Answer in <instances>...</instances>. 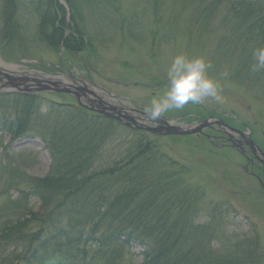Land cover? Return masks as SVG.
I'll return each instance as SVG.
<instances>
[{"label":"trees","instance_id":"trees-1","mask_svg":"<svg viewBox=\"0 0 264 264\" xmlns=\"http://www.w3.org/2000/svg\"><path fill=\"white\" fill-rule=\"evenodd\" d=\"M65 1L70 23L62 0H0V46L27 54L30 42L55 52L63 43L67 53H87L91 62L96 47L87 37L86 8L94 14L99 6L111 10L107 27L137 38L141 17H120L119 0ZM147 9L168 20L163 29L152 30L153 46L163 43L160 31L167 45L188 36L203 47L204 57V41L214 36V55L208 54L213 69L231 70L232 80L248 86L264 84V71H250L253 50L264 46V0H149ZM26 14L36 19L31 35ZM178 25L176 31L166 29ZM20 98L26 100L22 116L0 121L13 141L35 130L31 118L39 109L34 107L46 100ZM43 118L52 155L49 173L32 177L23 161L1 162L0 264H52L57 255L81 264H131L135 249L141 251V264H264L259 235L227 233L229 207L206 201L186 181L183 171L190 169L163 154L150 133L80 107L53 104ZM125 133L138 139L114 149L113 142Z\"/></svg>","mask_w":264,"mask_h":264},{"label":"rangeland","instance_id":"rangeland-1","mask_svg":"<svg viewBox=\"0 0 264 264\" xmlns=\"http://www.w3.org/2000/svg\"><path fill=\"white\" fill-rule=\"evenodd\" d=\"M62 1L67 8L68 23H70L72 20L71 9L65 0ZM148 4L149 0H119L120 17H126L128 20L141 17L142 21L135 26L137 38L134 39H126L123 34L124 30L121 28L107 27L109 24L106 14L111 16L109 13L111 10L108 8L99 6L94 14L90 12L89 7L86 8L87 37L94 40L96 47L91 62L88 61L87 53L77 55L67 53L63 43L60 52H55L44 44L36 45V43L30 42V51L27 54L6 50L2 47L3 45L0 46V62L15 68V71L9 72L3 71L0 67V85L4 82L10 83L6 89L0 86V99H2L0 101L3 102L0 103V117H4L0 121L22 116L23 106L26 102L25 99L20 98L22 97L21 92L18 87L11 85V81L6 78L7 76L14 79L13 83L20 82L23 76L29 77L31 81L26 85L33 84L35 87H38L37 83L43 82V79L34 74L31 76L22 74L39 72V75L42 76L55 77L59 75L73 84H76L74 81L82 84L80 80L87 77L86 79L95 82L100 88L107 91L108 94L102 97L104 100L110 96L109 98H112L116 106H138L144 110L149 106L154 96L163 95L165 92L167 70L175 56L200 57L210 63L208 54L214 55L212 51L217 42L214 36L204 41V44H207L204 57L201 51L203 47L194 45V43L191 44L188 36L173 41V45H167L166 40H164L165 35L160 31L163 43H160L159 40L158 44L153 46L152 30L158 32L163 29L162 25L168 20L165 18L166 16H161L162 21L156 18L154 10L147 9ZM25 17L30 22L27 34L31 35L34 32V27H36V19L31 14H26ZM177 28H182V25L173 28L167 27L166 29L176 31ZM166 29L165 32H167ZM66 31L67 36L69 29ZM159 39H161L160 36ZM204 44L202 43V45ZM232 75L231 70L220 68L216 71L210 67L208 76L217 83L220 100L208 99L201 104L189 103L183 110H173L163 116L170 119V122L174 118L173 124L175 125L195 123L196 129L199 126L206 135L212 136L214 132L211 131L212 124L209 123L210 121L198 123L195 119L199 116L201 118L198 120H203L209 115H216L232 127L244 131L243 133H246L247 127H250L253 139L255 137L256 140H254L264 151V84L255 86L249 83L248 86L246 81L242 84L232 80ZM73 77L76 78L73 79ZM20 88L23 89V86ZM17 96H19V100L15 98ZM91 97L96 99L95 96L91 95ZM43 98L52 101L38 100V102L40 101L37 103L38 107H34L33 111L38 109L39 111L31 118L36 128L31 130L28 136L13 141V136L4 132L3 126L0 125V163L4 161L15 165L17 161H23L24 171L32 177L47 175L52 163V155L48 148L49 135L46 134L48 137L46 139L44 129H42L43 126H47L48 121L46 122L43 117L50 113L54 104L53 101L74 103L73 98L64 93L43 94ZM18 103L20 104L18 105ZM214 111L219 112L214 113ZM141 123H148V126L154 127L151 121ZM129 139L130 141L137 140L138 135L134 133L132 136L128 133L122 134L116 142H113L112 147L119 150L121 148L119 145H123L122 143ZM150 141H153L167 157L190 169L188 173L183 171L185 179L191 186L199 189L205 195L206 201L229 207L231 216L224 225L227 233L259 235L264 253V190L256 175L246 173L245 170L250 171L251 165L241 154L238 155L229 148L216 149L208 142L207 137L199 134L186 138L151 135ZM104 164L105 162H103ZM12 194L15 197L18 196L15 192ZM2 201L3 199H0V203ZM216 246L220 247L221 244H216ZM132 253L131 264H141L140 249L132 250ZM56 258L59 260L52 261V264H61L60 262L81 264L78 258L75 261L69 260V262H65L66 257L60 255H57Z\"/></svg>","mask_w":264,"mask_h":264},{"label":"clouds","instance_id":"clouds-1","mask_svg":"<svg viewBox=\"0 0 264 264\" xmlns=\"http://www.w3.org/2000/svg\"><path fill=\"white\" fill-rule=\"evenodd\" d=\"M250 71H264V46L256 47L252 53ZM211 67L203 58L175 56L167 70V85L163 95L154 96L144 109L145 117L158 126L161 117L170 111H181L189 104H201L206 100L219 101L217 83L208 76Z\"/></svg>","mask_w":264,"mask_h":264},{"label":"water","instance_id":"water-1","mask_svg":"<svg viewBox=\"0 0 264 264\" xmlns=\"http://www.w3.org/2000/svg\"><path fill=\"white\" fill-rule=\"evenodd\" d=\"M32 74H34L35 76H38L39 78L43 79V82L48 83V84H50L52 86H59V85L71 86V85H68L65 82L61 81L59 78H51V77H47V76H41L37 72L32 73ZM28 80L31 81V78H29ZM43 82H41V84H44ZM43 88L44 87H42V89ZM45 89L46 90H53V88L52 89L45 88ZM56 91L72 93L71 89H68V88H66V89H58V90L56 89ZM72 94H75V93H72ZM76 96L78 98L77 101L79 102V104H81L82 106H84L86 108H89L91 110H97L98 112L104 114L105 116H108V117H111V118H116V119H118L120 121H122L121 119H124L126 121H132L134 126H136L135 128H137L139 130H146V131L152 132V133L157 134V135H188V134L199 132L202 129L199 126L196 129L194 124H188V125H185V126L181 125V124L175 125V124H173V121L170 122L169 120H167V119H165L163 117H161V119L158 122L160 124L159 126L150 127V126H146L144 124H139L138 125V122L135 119L129 117L126 111L123 113L121 111V109L118 108V107H111V106H108L106 104L100 103L99 105L96 106V108H90L88 105H85L82 102V100L80 99L79 94H76ZM109 111L116 112L119 115V117L115 116L113 113H109ZM127 125L132 126L131 124H127ZM250 145H251V148L255 151L254 144L251 142ZM262 155L264 157V154H262ZM263 186H264V184H263Z\"/></svg>","mask_w":264,"mask_h":264},{"label":"flooded vegetation","instance_id":"flooded-vegetation-1","mask_svg":"<svg viewBox=\"0 0 264 264\" xmlns=\"http://www.w3.org/2000/svg\"><path fill=\"white\" fill-rule=\"evenodd\" d=\"M82 92L83 91H86V90H84V89H82L81 90ZM95 96H96V99L95 100H98V101H100V97L97 95V94H95ZM89 99V98H88ZM88 99H86V98H84V99H82V101L84 102V103H86L87 101H89ZM86 101V102H85ZM130 116H133L138 122L139 121H143V122H146L148 119L145 117V115H141V114H139V113H134V114H130ZM147 124V123H146ZM214 130H217V131H219L220 132V129L219 128H216V127H214L213 128ZM237 129V128H236ZM234 133L235 134H237V139H235V138H233L232 140H233V142H234V145H232L233 147H235V148H237V150L242 154V155H244V156H246V157H248V155H249V153H250V149H249V146L247 145V140H246V138L243 136V134H245V133H242V132H240V131H238V130H236V131H234ZM218 140H220L221 142H223L225 145H227L229 142H228V139L226 138V137H224V136H218V137H216ZM229 145V144H228ZM230 145H231V143H230ZM247 154V155H246ZM248 160H250L252 163H255L256 162V160H255V158L254 157H248L247 158ZM260 171L262 172V174L264 173V170L263 169H261V167L259 166V174H260ZM264 178V177H263Z\"/></svg>","mask_w":264,"mask_h":264},{"label":"bare ground","instance_id":"bare-ground-1","mask_svg":"<svg viewBox=\"0 0 264 264\" xmlns=\"http://www.w3.org/2000/svg\"><path fill=\"white\" fill-rule=\"evenodd\" d=\"M1 63V62H0ZM0 67H2V70L3 71H9V72H13V71H15V68L14 67H12V66H6V65H4V64H0Z\"/></svg>","mask_w":264,"mask_h":264}]
</instances>
